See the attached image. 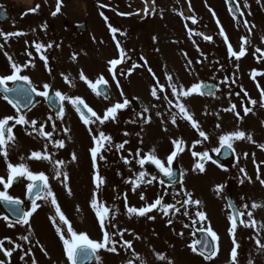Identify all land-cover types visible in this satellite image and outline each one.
<instances>
[{
	"label": "rangeland",
	"instance_id": "obj_1",
	"mask_svg": "<svg viewBox=\"0 0 264 264\" xmlns=\"http://www.w3.org/2000/svg\"><path fill=\"white\" fill-rule=\"evenodd\" d=\"M232 1L236 9L239 6L240 11H237V15L230 11L227 0H155L154 12H151L152 0H146L150 10L148 15L144 13L145 0H85V2L62 0L60 12L53 16L51 12L56 10L57 0H7L6 5L12 4L16 8L29 9L35 8L34 4H41L47 12L34 18V25H43L37 27L36 36L22 27L15 32H22L25 35L10 37L20 42L18 49L13 51H21L22 54H14L12 46H6L10 48L15 63L23 66L29 60L35 62L34 67L24 68L20 74L31 75V81L38 91H43L42 85L47 83L50 85L49 89L54 92L60 91L71 97H81L101 117L107 108L123 103L125 99L129 101L124 108L117 110L115 119L110 118L102 125L98 121L85 125L80 114L68 101L61 102L64 107L63 119H57L56 114L45 106V97L39 96L40 100L34 109L23 115L29 121L36 120L37 129L43 124L45 132H52L53 140L64 141V147L58 148L49 143L45 137L33 131L30 124L16 125L13 128L15 142L9 145L14 148V159L17 160L19 155L30 156L34 151L43 153L47 148L53 162L64 161L60 167L69 176L67 183L71 195L62 183V178H52L54 176L52 162L29 159L26 160V164L35 161L30 163L29 169L33 173L43 172L49 177L51 190L55 193L57 203L70 221L73 230L77 233H87L90 239L96 241L102 240L103 233L95 212L90 207V201L93 192L97 191L93 181L94 175L98 174L103 178L104 183L98 190V203L103 202L111 210L109 220L105 223L107 230L113 234L112 239L117 243L116 252L98 250L100 259L95 260L94 264H114L118 260L115 257L117 255H120V262H125L129 248L124 246L123 242L137 240L142 241L137 246L132 245L134 249L130 251V254L140 259L136 264H168L169 260L173 264H230L233 237L229 234L231 223L230 212L225 202L226 195L231 197L241 211H244L243 206L247 204V211L253 212V219L258 223H264V207L251 208L253 202L264 204V185L260 183V180H264V150L258 147L264 144L263 127L258 123L262 121L258 111L261 108V89H264V42H262L264 0ZM2 2L3 0H0V3ZM245 3L247 7L244 6ZM99 4L106 7L100 8ZM101 12L108 18L107 22L100 15ZM240 12H243V15H240ZM128 13L133 14L127 15ZM193 17L196 23L192 22ZM83 19L87 25L85 32L75 33L63 26L64 21L74 23ZM109 25L119 30L115 34V39ZM221 27L233 51L239 52L241 37L247 38L245 55L239 60L230 56L228 44L220 35ZM2 30L9 33L12 28L7 26ZM204 36H210L212 39L205 40ZM131 39L135 40V43H132ZM117 41L126 56L124 62L114 69L116 79H113L108 62L120 58ZM33 42L40 43L45 48L48 44L53 45L52 52L49 48L48 51L43 48L45 51L41 49L39 53L35 49V57L29 56ZM22 43H26L27 46L24 47ZM0 45L5 49L2 37ZM257 48L261 49L259 55H256ZM41 54L47 57V68L45 62L40 59ZM73 55L75 59L72 58ZM2 63L0 60V67ZM133 63L139 67L133 69ZM129 69H132L131 74H128ZM253 70L259 73L255 79L252 78ZM81 71L93 83L102 75L107 81L105 85L110 100L106 101L93 92L80 79ZM3 73L8 74L5 71ZM65 76L69 77L72 86L65 83ZM166 76H171V81L166 79ZM202 82L214 83L215 92L211 94L198 92L184 98L173 96L172 88L168 87L169 84H173L177 89L183 87L187 90ZM159 86H163L164 90L160 91ZM154 87L159 98H154L151 94ZM244 91L248 93V97L244 96ZM164 97H168L172 104H168ZM249 98L256 100L257 103L252 105L248 102L251 111L245 115L243 101L244 99L249 101ZM133 99L140 103L138 109L131 107ZM177 100L185 104L199 123L200 129L208 135L207 140L200 137L190 123L180 115H177L176 123H172V114L178 113L174 106ZM232 104L236 105V111L243 120L238 119L234 112L223 111ZM1 105L0 102V118L18 116ZM50 116L53 117L52 120L48 119ZM145 120L150 122L145 123ZM90 121H95V117ZM13 123L14 121H10L9 125ZM53 124L56 126L55 131ZM217 124L220 125L219 128L216 127ZM65 128L69 130L67 134ZM237 130L244 131L246 135L251 134L254 142L248 141L247 138L232 141L235 151L232 164L221 169L206 159L204 167H208L203 173L198 169L193 170V165L199 159L192 156L193 151L197 153L207 151L208 154L217 152L214 149L220 147L219 136ZM99 131L111 137V144L104 142V148L98 154L94 169L90 149L96 146L93 136L98 135ZM173 140L184 141L182 145L184 151L179 153L173 162V166L176 165L181 172V181L173 186H164L153 171L146 169V163L141 167L138 161L155 149L157 158L166 165L167 156L174 150ZM198 140L200 143L193 147V142ZM120 144H124V147L117 150L116 145ZM9 147L8 159L9 152L13 151ZM137 152L140 153L139 156L136 155ZM73 154L76 160L72 159ZM100 155L104 159H99ZM125 160L128 163H125ZM12 164L19 163L14 161ZM241 168L245 172H241ZM141 172L146 173V176L133 190L131 182L137 181ZM258 174L260 179H257ZM7 175L5 159L2 160L0 156V176L6 180ZM154 176L155 180L152 179ZM20 179V185H12L7 190L9 195L19 199L23 198L29 183L24 177ZM148 180L152 182H145ZM181 182L184 191H181ZM217 186H221V190L217 191ZM3 190V186L0 185V191ZM185 191L192 193V199L201 201V204L183 205L182 202L187 199ZM141 194L145 197L143 201ZM158 196L163 197L164 205L175 204L180 211L173 213L169 210V215H164L158 206L148 212L146 229L135 232L128 227L134 222H131V216L127 214L125 202L129 207L141 208L154 202ZM140 200L143 206H136ZM37 203L40 207L29 218V225H14L5 221L0 214V240L4 241L3 248L11 250L14 245L20 246L12 252L10 262L7 264H32L33 259L37 264H69L63 242L50 220V217L55 216L50 199L48 201L40 199ZM185 210L189 212L188 216L182 215ZM198 210L206 213V221L200 222L196 218L195 213ZM113 212L115 219H111ZM241 218L247 220L246 215ZM169 220L172 221L171 224L168 223ZM56 222L65 237L71 239L67 227L59 222L58 217ZM9 224L13 226L9 227ZM185 224L189 226L185 227ZM207 225H210L219 237L218 252L210 260L197 257L189 247L194 241L197 229ZM118 231L123 232L122 239L115 235ZM260 235L264 242V231H261ZM24 236H27L28 240L21 239ZM255 236V229L237 226L235 240L239 245L238 264H248L250 260L252 264H264V252L258 249L253 239ZM125 237L129 239L126 240ZM5 238L10 239L12 243H8ZM245 241L251 246L247 248ZM29 250L31 255H25ZM158 255L165 256V259H158Z\"/></svg>",
	"mask_w": 264,
	"mask_h": 264
},
{
	"label": "snow or ice",
	"instance_id": "obj_2",
	"mask_svg": "<svg viewBox=\"0 0 264 264\" xmlns=\"http://www.w3.org/2000/svg\"><path fill=\"white\" fill-rule=\"evenodd\" d=\"M153 2V8L151 9V12L155 11V0H152ZM146 6L144 8V13L145 15L150 14V10L147 7V2L145 0ZM245 7H247V4L245 3L244 5ZM39 5H37L35 8L30 9V12L35 13L38 9H39ZM62 7V0H57V4H56V10L52 12L53 16H56ZM100 8H104L106 7V5L100 4L99 5ZM237 11H240L239 6H237ZM209 11H212L211 9H209ZM231 11V9H230ZM25 15H27V13H24ZM133 13H128L127 15H131ZM138 14V13H136ZM100 15L105 19V21L107 22L108 18L106 16H104V13L101 12ZM121 15H125V14H121ZM182 15V13H181ZM213 15L215 16V13L213 12ZM240 15H243V12H240ZM185 19H187V17H185ZM193 23H196L195 18H191ZM245 23V27H247V21L244 22ZM217 24L219 26V21H217ZM109 30L110 32L113 34V38L115 39V34L119 31L117 28L112 27L111 25H109ZM21 35H25V33L22 32H10V33H4L2 31H0V37H3L4 42L7 43L8 39L10 37L13 36H21ZM121 35H123V33H121ZM199 35V34H197ZM220 35L222 37H224L225 43L228 44V51L230 56L235 57L237 60H239L242 56L245 55V45L248 43L247 38L246 37H241V47L239 52L233 51L232 46L230 43H228V38L226 36V34L224 33L223 28L221 27L220 29ZM205 40H211L212 37L210 36H204L203 37ZM155 39V38H154ZM262 42H264V37H262ZM37 52H41V49L45 48L44 45L40 44V43H35L33 42L32 45ZM53 45L48 44L46 47L47 48H51ZM116 46L117 49L120 52V58L118 59H112L110 60L108 63L110 65L109 67V72L113 73V79H116L115 74H114V69L116 68L117 65L121 64L124 62L125 59V52L124 50L121 48L119 41L116 42ZM3 45H0V48H2ZM256 52H261V49L257 48ZM5 55L7 56V53H5ZM29 56H31V53H29ZM12 69V72L10 75H4V76H0V86H2V91L4 93L3 98L13 107L16 108L17 110L19 109V105H20V99L21 97H23L24 101L26 104H31L32 99L31 96L29 95V92L31 93H35L36 96H42L45 97L46 99H48L49 97V88L50 85L45 83L42 85L43 87V91H38L36 89L35 86H33L31 79L29 76L26 75H21L20 73L23 71L24 68H27L29 66L34 67V64L32 63L31 60H29L27 63H25L23 66L15 63L12 61V58L9 56L7 57ZM73 59H75V55H73L72 57ZM40 59L45 61V67L47 68V57L44 56L43 54L40 55ZM141 59H143V57H141ZM139 67V65L133 63L132 68H136ZM50 71V70H49ZM132 69L128 70V74H131ZM149 71H151L149 69ZM259 73H257L256 70H253L252 72V78L255 79L256 75H258ZM65 79V83H68L70 86H72L71 84V80L69 79L68 76L64 77ZM80 79L82 81H84L88 87L95 92L97 95H99L100 93L97 91V85L103 83V84H107V81L104 79V77L101 75L100 77H98V79L93 83L92 81H90L85 74L81 71L80 73ZM166 79H168L169 81H171V76H166ZM227 79V78H226ZM17 81H23L24 85H26V87L20 86V87H12L9 88L7 87L8 82H12L13 84H15ZM117 87H119V84L117 83ZM160 87V91H163V86H159ZM168 87L172 88V95L173 96H177V97H184L187 98L189 96H191L193 93H198L200 91L201 85L200 84H196L194 86H192L191 88L185 90L183 87H180L179 89H177V87L173 84H169ZM257 87L259 88V84L257 85ZM243 91V89H242ZM8 94H14L17 99H10ZM123 94V93H121ZM152 96L154 98H159L157 96V89L154 87L152 89L151 92ZM239 95V93H238ZM244 96L248 97V93L246 91H244ZM55 97L58 99V101L63 102V101H68L69 103L72 104V106L77 110L78 113H80L81 116V120L83 121V123L85 125H88L89 123H94L96 121L99 122V124H104L105 121H107L108 119L112 118L115 119V115L117 110L124 108L127 104H128V100L125 99L123 101V103H117L112 107H109L105 110L103 117L97 115V113L91 108L89 107L83 98L81 97H71L65 94H62L60 91H56L55 92ZM107 98V97H106ZM164 99L168 102V104H172V101L168 99V97H164ZM55 102V101H53ZM250 104L255 105L257 103L256 100H252L251 98H249L248 101ZM260 104L261 107H264V89H261V100H260ZM81 106H83V108L87 109V112L91 113L92 117H95V121H90L89 119L85 118L83 112L81 111ZM177 109H178V113H173L172 114V123L175 124L176 123V117L177 115H180L182 119L188 121L191 125V127L193 129H195L199 136L202 137L204 140H207L209 137L208 135L200 129L199 127V123L194 119L193 115L188 111L187 107L185 106V104L179 102V100H177V103L174 105ZM145 111H147V109H145ZM223 111L226 112H234V114L237 116L238 119L240 118L239 112L236 111V105L232 104L229 108L223 109ZM251 111L250 108L248 107H244V113L245 115H247L249 112ZM63 113H64V107L63 104H61L59 111L56 114V118L57 119H63ZM159 115V113H158ZM49 120H52L53 117H49ZM10 121H14V123L9 126V122ZM150 122L149 120H145V123ZM31 125L33 128V131H37L39 135L45 137L49 143H53L54 146L58 147V148H63L64 147V141L63 140H53L52 139V132H45L44 130V125L41 124L39 126V129L36 128L37 125V121L36 120H27L25 118L24 115H18L16 117L13 116H5L3 118H0V156H3L5 158V163L7 165V170H8V175H7V179L5 180V178L3 176H0V185L3 186V191H0V201H3L9 205H14V206H19L22 205L24 203V201L20 200L19 198H14L13 196L9 195L7 190L9 189L10 186H12L17 178L20 177H24L26 178L29 183L27 184V193L29 195H31L34 191L36 192V199H33L31 201V207L28 210H24L20 207H13L12 208V212L15 214L16 216V221L15 223L17 224H23V225H29V218L33 215V213L37 210V208L40 207V205L37 203L38 199H43L45 201H48L50 199L52 206L55 209V216L54 217H50V220H52L54 226L56 227V232L59 235L61 241L63 242V246H64V251L67 257V260L69 262V264H84L85 261L89 260L90 258H95L97 261H99V256L96 255V253L98 252V250H106V251H110V252H116V243L117 241L112 239V233H110L107 230V225H106V221L109 220V213H110V208L105 206L103 202H99L98 203V190L100 189L101 185L104 183V180L102 177H100L98 174L94 175L93 177V181L94 184L96 186L97 191L93 192L92 195V199L90 201V207L94 210L95 215L97 217V220L99 222L101 231L103 233L102 236V240L100 241H96L93 239H90L87 233H77L76 231L73 230V227L70 223V221L68 220V218L65 216V214L61 211V208L59 206V204L57 203V199L55 196V193L51 190V187L49 185V177L46 176L43 172H39V173H33L28 165L26 163H24V157H21V163L13 165L11 162H9L8 160V147L10 144H13L15 142V135L13 133V128L16 125ZM217 128L220 127L219 124L216 125ZM56 126L55 124H53V131H55ZM65 134L68 133V129L65 128L64 129ZM30 134V133H29ZM125 135H127V133H125ZM247 138L248 141L250 142H254L252 140V136L251 134H247L242 131V130H237L231 133H225L223 135L219 136V143L221 147H227L229 149H233V143L232 141H236V140H242ZM93 141L94 144L96 146L92 147L90 149V153H91V157L93 160V168H96V160L98 157V154L100 153L101 149L104 148V142L107 141L109 144H111V137L105 135V133L103 131H99L98 135L93 136ZM125 144L127 143V141L124 142ZM173 145H174V150L167 156L166 161L167 164L165 165V163H163L160 159L157 158L156 154H155V149H153L151 151L150 154H147L146 157L141 158L138 163L141 165V167L144 166L145 164V160L151 161L152 164H154L156 166V168L159 169L160 173H163L164 176H167L169 178H172L173 176V170H172V166H173V162L174 159L179 155V153L184 151V148L182 147V145L184 144L183 140H173L172 141ZM200 143V141H195L193 142V147H195V144ZM124 147V144H120V145H116L117 150L122 149ZM258 147H260L262 150H264V144L258 145ZM219 148L214 149V151L219 152ZM137 156L140 155L139 152L136 153ZM245 157H247V153L244 154ZM192 156L194 158L199 157V159L196 161V163L193 165V170H199L201 173H203L205 171V167H204V163H202L201 161H203L204 159H208L211 160V157L209 156L208 152L205 151L203 153H197L195 151L192 152ZM28 159H36V160H47L49 162H52L54 164V176L52 177L53 179H61L62 178V183L64 184L65 188L67 189L69 195H71V189L68 188V180H69V176L67 174V172H63L61 170V165L64 164L63 160L60 161H52V157L48 154L47 152V148H45V151L43 153L38 152V151H34L30 154V156L28 157ZM72 159L76 160V156L75 154L72 155ZM99 159H104V157L102 155L99 156ZM213 163H215V161H212ZM125 163H128L127 160H125ZM253 163H255V160L253 161ZM241 172H245V170L243 168L240 169ZM257 171L259 173V166L257 167ZM146 176V173L141 172L139 174V177L137 179V181H132V185H133V190H135L138 186H139V182L140 180ZM153 180L156 179V177L154 176L152 178ZM257 179H260L259 174L257 175ZM147 183H151V180L145 181ZM160 183H163V181H160ZM241 183H243V181H241ZM260 183L262 185H264V180H260ZM221 190V186H217V191ZM181 191H184L183 189V183L181 182ZM41 192L43 193V196H41ZM167 193H165L166 195ZM179 194V193H177ZM184 194L186 195L187 199L184 200L182 203L183 205H196L199 206L201 204V201L199 200H193L192 199V193L190 192H184ZM141 199L144 200L145 197L143 194H141ZM163 197L158 196L156 198V200L154 202H152L151 204L146 205L145 207H141L139 209H137L136 207H129L127 205V202H125V208L127 210V213L129 215L131 214H136L138 216H144L146 213L152 211L153 209H156L158 206H160V210L163 211L164 215H169V210H172L173 213L175 212H179L180 209L176 208L175 204H171V205H164L162 203ZM177 203H181L180 201H177ZM230 207H233L230 205ZM260 207H264V204H258L253 202L251 204V208L252 209H257ZM244 211H241L239 208H234L233 213L229 216V221L231 223V227L229 229V234L230 236L233 237L232 240V244L233 247L231 249V260H230V264H238L237 261V248L239 247V245L236 243L235 240V231L236 228L238 226V224L243 225L246 228H253L256 230V236L253 237V239L255 240V243L258 247V249L261 252H264V242H262V238H261V231H264V223H258L255 219H253V212L252 211H247L248 209V205L245 204L243 206ZM182 215L184 216H188L189 212L187 210H185ZM247 216V220L245 219H241V217ZM196 218L200 221V222H204L207 220V215L205 212L203 211H197L195 213ZM56 217L59 218V222L62 223L63 225H65L67 227V232L70 235L71 239H68L65 237V234L63 232V230L57 225L56 222ZM152 218V217H150ZM3 219H5V221L8 220V217L5 216L3 217ZM111 219H115V213L113 212L111 215ZM169 224L172 223L171 220L168 221ZM193 223L195 224L196 221L194 220ZM9 227H12V224L8 225ZM185 227H188V224L184 225ZM112 227H115V225H112ZM200 232H205L207 234V237L210 238L209 239H205L203 241H195L194 244H190L189 247L190 249L194 252V253H199L201 255H205V253L207 252V255H205V259H211L213 257L216 256L217 252H218V240L219 237L217 235V233L212 229V227L210 225L207 226H202L199 229H197ZM29 231H31V228L29 227ZM115 235H119L121 237V239L123 238V232H117L115 233ZM181 235H183L181 233ZM8 240V243H12V241L8 238H5ZM21 239L23 240H28L27 236L21 237ZM137 239H139V237H137ZM124 246H126L127 248L131 249L132 248V243L131 241H124ZM3 244L4 241L0 240V251H3L4 254L6 256H11L12 252L15 251L17 248H19V245H14V247L11 250L8 249H4L3 248ZM41 251L44 252V249L41 248ZM47 253L45 252V255ZM25 255H31L30 250L28 252L25 253ZM137 259H139V257H136ZM21 259L23 260L24 257L22 256ZM158 259L160 260H164L165 256L163 255H158ZM32 264H37V262L33 259L32 260ZM127 264H132L131 261H128ZM168 264H173L172 261H168ZM249 264H252V261H249Z\"/></svg>",
	"mask_w": 264,
	"mask_h": 264
},
{
	"label": "flooded vegetation",
	"instance_id": "obj_3",
	"mask_svg": "<svg viewBox=\"0 0 264 264\" xmlns=\"http://www.w3.org/2000/svg\"><path fill=\"white\" fill-rule=\"evenodd\" d=\"M23 157L22 155H19V158ZM19 160V159H18ZM16 158L14 159L15 162L18 161ZM20 185V183H18ZM129 197H130V193H129ZM127 201L130 200V199H126ZM132 258H130L131 260ZM114 264H120L119 261H116ZM132 264H136V262H132Z\"/></svg>",
	"mask_w": 264,
	"mask_h": 264
},
{
	"label": "water",
	"instance_id": "obj_4",
	"mask_svg": "<svg viewBox=\"0 0 264 264\" xmlns=\"http://www.w3.org/2000/svg\"><path fill=\"white\" fill-rule=\"evenodd\" d=\"M232 9H233V11H235V9H234L233 6H232ZM200 90H202V91H204V92H208V91H210L209 86H201Z\"/></svg>",
	"mask_w": 264,
	"mask_h": 264
}]
</instances>
